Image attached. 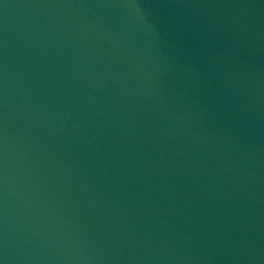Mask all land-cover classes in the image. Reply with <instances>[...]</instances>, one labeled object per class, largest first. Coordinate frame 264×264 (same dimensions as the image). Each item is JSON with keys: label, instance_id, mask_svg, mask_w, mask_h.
I'll return each mask as SVG.
<instances>
[{"label": "water", "instance_id": "1", "mask_svg": "<svg viewBox=\"0 0 264 264\" xmlns=\"http://www.w3.org/2000/svg\"><path fill=\"white\" fill-rule=\"evenodd\" d=\"M0 264H264V0H0Z\"/></svg>", "mask_w": 264, "mask_h": 264}]
</instances>
